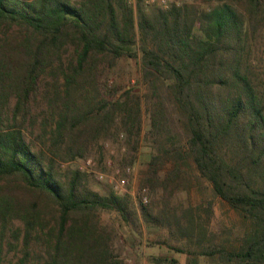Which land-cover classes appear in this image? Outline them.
<instances>
[{
  "label": "trees",
  "instance_id": "obj_1",
  "mask_svg": "<svg viewBox=\"0 0 264 264\" xmlns=\"http://www.w3.org/2000/svg\"><path fill=\"white\" fill-rule=\"evenodd\" d=\"M159 8H139L136 46L127 0H0V264H13L3 254L13 241L22 244L14 264H29L30 256L36 264H116L96 211L125 215L127 201L89 190L78 170L62 181L55 160L83 157L116 113L128 132L139 128V96L126 89L113 100L99 84L100 65L112 67L122 56L137 58L159 98L149 133L173 139L166 103L183 128L184 145L175 139L179 146L167 150L175 157L169 175L191 163L249 224L237 248H204L217 255L205 264H264V74L252 60L264 0ZM64 46L72 47L68 58ZM48 73L59 76L45 84ZM38 97L49 142L36 149L22 127ZM156 175L150 167L144 183H157Z\"/></svg>",
  "mask_w": 264,
  "mask_h": 264
},
{
  "label": "rangeland",
  "instance_id": "obj_2",
  "mask_svg": "<svg viewBox=\"0 0 264 264\" xmlns=\"http://www.w3.org/2000/svg\"><path fill=\"white\" fill-rule=\"evenodd\" d=\"M69 1L78 4L80 0ZM193 1L179 0L177 5ZM127 2L133 10L137 34L135 44L138 46L141 43L137 17L139 8L149 14L159 7L139 1ZM255 37L252 60L257 71L264 74V29L259 30ZM63 49L64 57L68 58L72 47L64 46ZM136 61L137 58L122 56L112 67L100 65L102 74L99 84L105 88L104 94L112 93L113 100L126 89H132L139 96V128L128 132L116 113L112 127L96 136L83 157L72 160L57 157L56 171L65 181L70 173L78 170L84 174V184L89 190L101 196L113 193L127 201L125 215L108 208L96 211L95 219L108 230L109 249L116 264H189L193 260L200 264L208 263L217 255H205L202 252L204 248H237L249 224L213 193L209 182L191 163L182 165L184 170L180 175H169L175 157L167 150L184 145L183 128L176 120L173 106L166 103L173 118V139L162 142L149 133L151 107L159 98L149 83L141 78ZM52 75L59 76L56 73L46 74L45 84L53 82ZM39 98L32 104L33 117L29 116L22 127L25 137L36 149L49 142L48 135L43 132L45 129H42L44 105ZM175 139H180L179 144ZM152 166L157 169V183H144ZM144 195L147 198L145 202L142 201ZM14 223L21 226L18 219ZM191 226L185 233L186 228ZM13 242L15 246L9 253L4 250L3 254L6 255L5 261L11 259L14 264L22 256V244ZM36 260V257L30 256L29 264H36Z\"/></svg>",
  "mask_w": 264,
  "mask_h": 264
},
{
  "label": "built area",
  "instance_id": "obj_3",
  "mask_svg": "<svg viewBox=\"0 0 264 264\" xmlns=\"http://www.w3.org/2000/svg\"><path fill=\"white\" fill-rule=\"evenodd\" d=\"M129 2H136V1H139V2H142L143 4L145 5H154V6H158L160 8H163V9H167L170 7L171 4H178L179 0H127ZM121 182L123 183L124 180L121 179ZM142 201L145 202L147 201V198L146 196H142Z\"/></svg>",
  "mask_w": 264,
  "mask_h": 264
}]
</instances>
